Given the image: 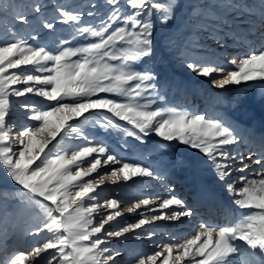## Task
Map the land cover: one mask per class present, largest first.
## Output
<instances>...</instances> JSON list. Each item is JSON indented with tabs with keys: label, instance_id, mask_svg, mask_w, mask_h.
<instances>
[{
	"label": "snow or ice",
	"instance_id": "snow-or-ice-1",
	"mask_svg": "<svg viewBox=\"0 0 264 264\" xmlns=\"http://www.w3.org/2000/svg\"><path fill=\"white\" fill-rule=\"evenodd\" d=\"M185 7L184 25L173 27ZM0 17L7 20L0 26V169L17 186L0 203H16L19 219L35 221L24 228L26 237L46 234L27 253L18 251L0 264H117L123 254L107 246L109 239L134 234L140 240L136 230L145 225L182 224L195 215L170 184L166 197L143 198L128 209L144 206L150 216L140 213L138 222L119 230L106 227L122 215L120 201L102 196L106 180H163L189 164L175 159L157 171L127 160L107 142L113 131L123 140L120 151L130 150L127 138H133L142 153L175 144L199 154L241 210L237 223H201L198 231L133 257L132 264H264V136H245L220 117L177 110L163 94L174 84L168 65L177 54L184 69L215 88L264 84V0H9ZM85 17L98 22L86 23ZM154 20L171 30L157 35ZM61 26L67 36L57 35ZM47 37H53L52 46L39 43ZM228 38L245 54L224 56ZM209 42L221 55L207 51ZM13 97L23 98L22 121L15 120ZM152 135L158 140L149 149L146 138ZM101 208L109 211L102 214ZM155 235L146 233L149 241Z\"/></svg>",
	"mask_w": 264,
	"mask_h": 264
},
{
	"label": "rangeland",
	"instance_id": "rangeland-1",
	"mask_svg": "<svg viewBox=\"0 0 264 264\" xmlns=\"http://www.w3.org/2000/svg\"><path fill=\"white\" fill-rule=\"evenodd\" d=\"M193 1L194 0H183V3H186L185 5H187ZM195 1L201 4L206 2V0ZM8 2L9 0H0V9H3V6ZM61 2L67 4L85 5L89 2V0H61ZM97 2L101 5L103 4V0H97ZM208 2L216 3L217 0H208ZM248 2L255 4L256 0H248ZM217 11L220 12L221 10L218 9ZM180 12L181 15L175 19V21L173 22V27L180 26V24L184 25L185 23L187 8L185 7ZM102 14L103 10L101 11V15ZM181 17L184 19V23H180L182 20ZM85 22L97 23L98 21L93 18L85 17ZM154 23L156 26L157 35H160L165 31L171 30V28H165L161 26L159 22L155 20ZM4 25H7V20L4 17H0V26ZM181 30L183 31V29ZM61 34H63L64 36L68 35L67 26H61L60 28H58L57 35ZM52 40L53 37H47L45 40L39 41V43L52 46ZM30 42L37 43L36 41ZM218 50L220 49L209 42L207 48L208 52L217 53ZM179 61L180 56L179 54H177L176 56L171 58V62L168 65V73L174 81V84L172 86H166L163 89V94L166 98L164 103H166L168 106L177 108V110L189 109L193 112L206 114L204 110H202V106L200 104L201 100H199L196 96L198 94V88L200 89V87L203 88L205 86V84H203V78L198 77L184 69ZM215 91L222 98V107L232 111L234 115L238 116L239 114H241V116H252L256 113L259 114V106H257V104L263 102L264 84L255 83L249 85L231 86L224 90L216 88ZM238 98L241 100L240 104L236 102ZM12 99L14 100L15 105L17 106L15 110V120L22 121L23 110L19 109L18 105L19 103L23 102V98L17 99L13 97ZM29 102H39V98L29 97ZM160 103L161 102H157L154 107L160 106ZM146 139L148 140L147 147L149 149L158 140V138L154 135ZM127 141L128 144L132 146L131 149L129 150L128 148H125L123 151H120L118 145L123 143L121 136L114 131L111 134L107 135V142L114 149L119 151V154L122 157L127 160L139 162L141 160H143V162H145V160H149L151 167L156 168L157 171H160L165 165L169 164L175 159H184L187 161L197 160V162H199V160H202L199 154L183 146L174 144L172 148L168 149L167 151L156 150L150 153H142V149L138 146L139 142L135 141L133 138H127ZM162 151H164L163 155H161ZM142 154L145 157L143 159ZM116 167L119 166L117 165ZM109 171L110 169L108 168L100 169L101 173H106ZM175 174H177L178 177L186 178L187 180L191 179V177H189L190 171L188 169V166H186L183 171H179ZM167 176L168 175H166V177ZM160 181V179L148 178L146 180L135 179L134 181H129L127 183L121 180L116 184H112L110 181L106 180L105 184L102 186V196L106 199L115 198L120 201L119 208L122 213L121 217H118L116 222H112L106 227L109 230L115 231L119 230V228L127 226L128 224L138 222V220L142 218L140 213H145L146 215L150 216L151 213H148L147 209L144 206L132 213H130L128 209L131 208L140 199L154 197L157 195L163 197L169 195V186H166V188H164ZM139 185L143 186L138 189L137 187H139ZM16 187L17 186H14L6 177V174L4 173L3 169H0V196L12 192ZM16 207L17 204L14 202H10L7 204L0 203V259H6L8 256L18 251H24L27 253L38 242H41L44 238V235H46L42 234L41 236L37 237H26L23 234L24 228L32 226L35 221L31 220V218H28L27 222H25V220L19 219L15 213ZM108 211L109 210H107L106 208L100 209V212L102 214H107ZM99 218L100 217L98 216L97 219ZM173 229H175V226H172L167 221H165L164 223L163 221H157L154 224L145 225L142 229L136 230V232L143 237L142 239H133L132 236L134 234H128L125 238L109 239L107 246L111 249L119 250L123 254V259H118L117 264H132L133 257L151 254L154 251L159 250L155 247L156 244L168 243L174 237V233L169 234V232H171V230ZM150 230L156 233L155 237H153L151 241H149L146 236V233ZM39 264H45V261L40 260Z\"/></svg>",
	"mask_w": 264,
	"mask_h": 264
},
{
	"label": "bare ground",
	"instance_id": "bare-ground-1",
	"mask_svg": "<svg viewBox=\"0 0 264 264\" xmlns=\"http://www.w3.org/2000/svg\"><path fill=\"white\" fill-rule=\"evenodd\" d=\"M191 3H197V1L194 0ZM180 15L181 12L177 14L176 18ZM181 19L180 23H184V19L182 17ZM241 31L243 30L241 29ZM248 43H251V41ZM246 50V48H241L238 45L231 43L230 38L227 44V51H225L223 55L228 57L237 54L243 55ZM216 54L221 55V51L218 50ZM226 66L231 70H235L230 64H227ZM203 84H205V86L203 88L200 87V89L198 88V94L196 96L201 100L200 104L202 110H204L208 116L223 118L225 121L236 127L238 132L245 136H264V99L263 102L257 104V106H259V114L256 113L252 116H241V114H239L237 116L234 115L232 111L222 107V98L216 93V88L209 83L208 79L203 78ZM229 87L231 86H228L227 88ZM188 161V169L190 171L189 177H191V179L187 180L186 178L178 177L177 174H170L164 180L160 181L164 188L170 184L174 185L175 192L173 194L185 200L186 204L195 210V215L193 217L183 218L184 222L182 224L180 222L167 221L172 226H175V229L171 230L169 234L174 233V237L176 235L186 236L193 231H198L199 225L204 222L217 227L231 225L234 224L231 221L233 217H235V223L239 222V219L241 218V210L235 208V206L231 204V198L227 196L222 190L220 184L217 183L210 166L205 164L202 160H199V162H197V160ZM140 162L151 166L149 160H145V162L141 160ZM136 179L146 180L148 178ZM231 181L236 183L237 188L241 186L238 181V174H234L231 177ZM142 186L139 185L137 188L140 189ZM164 222L165 221H163V223Z\"/></svg>",
	"mask_w": 264,
	"mask_h": 264
}]
</instances>
